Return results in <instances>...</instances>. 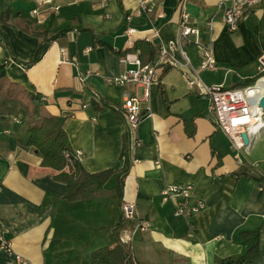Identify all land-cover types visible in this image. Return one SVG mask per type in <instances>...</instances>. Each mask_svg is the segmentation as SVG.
I'll return each mask as SVG.
<instances>
[{"label":"crops","instance_id":"crops-1","mask_svg":"<svg viewBox=\"0 0 264 264\" xmlns=\"http://www.w3.org/2000/svg\"><path fill=\"white\" fill-rule=\"evenodd\" d=\"M147 1L154 5L151 13H138V0H53L58 12H45L38 22L30 14L38 0H0V17L11 9L12 21L18 14L42 24L54 15L59 25L82 27L57 37L27 67L23 63L39 51L41 39L0 26L11 44L8 49L0 39V64L7 63L0 83V222L10 244L8 251L0 250V264H58L65 252L75 253L78 264H93V252L119 241L133 249L140 264H221L240 255V233L257 228L261 256L252 264H264V188L257 180L264 178V126L249 135L248 145L235 148L215 125L210 97L188 83L194 77L209 87L238 88L260 74L264 2L249 7L230 31L222 12L230 0ZM182 11L211 45L215 70L201 68L198 45L183 44L190 64L174 50L179 64L165 67L148 95L143 86L107 82L128 70L121 56L138 52L149 63L159 57L154 46L179 40ZM128 28L135 32L128 34ZM127 94L142 99L147 113L135 130L121 109ZM37 105L42 115L65 119L67 145L82 153L86 171L114 169L93 199L66 200L67 185L55 178L59 172L43 166L35 148L24 146L27 115ZM244 173L251 176L238 177ZM181 184L193 185V199L206 204L190 218L193 229L175 215L174 201L162 199L166 187ZM123 203L136 205L139 217L149 222L147 231L123 219Z\"/></svg>","mask_w":264,"mask_h":264},{"label":"built area","instance_id":"built-area-1","mask_svg":"<svg viewBox=\"0 0 264 264\" xmlns=\"http://www.w3.org/2000/svg\"><path fill=\"white\" fill-rule=\"evenodd\" d=\"M140 12L151 13L154 5L147 0H138ZM264 0H230L229 5L224 8L223 22L230 31L237 30L239 23L246 10ZM53 0H38V7L30 11L31 16L36 17L38 22H43L41 17L45 12H58L59 6L52 5ZM132 19V15L127 16V21ZM213 22L208 23L209 30L212 29ZM135 29L128 28L127 33L132 34ZM156 35H158V32ZM201 31L199 28L191 25L189 13L182 11L180 21V38L177 41H171L160 45L159 57L149 63H144L138 52L127 53L120 57L123 64L128 65V70L120 77L109 78L107 82L124 87L128 84L143 86L147 95L151 86L160 81L162 70L167 66H177L178 60L173 55V51L179 49L181 56L185 60V65L190 64L187 52L183 49V44H196L200 47L201 68L215 70L217 61L213 54L210 44L204 43L200 39ZM91 48H88L89 52ZM260 73L264 72V54L259 57ZM264 78L260 77L253 85L226 88L223 86L209 87L201 80L194 77H188V83L191 88H197L200 92L207 94L211 100V110L215 116V125L219 127L232 141L235 148L242 149L246 145L242 137L243 133L248 136L264 126V109L260 106V99L264 94L255 89V86ZM123 104L121 109L124 111L131 130L137 129L139 123L147 115L142 109V99L137 96H130ZM95 100H99L97 94ZM86 106V105H85ZM80 151H67L65 157L69 166H72L75 159L81 158ZM193 185H171L162 191L163 201H174L175 215L183 216L191 229L193 224L190 218L202 211L206 204L202 199H193ZM121 214L125 221L134 222L135 230L147 231L149 222L139 217L136 205L134 203H123L121 205ZM5 229L0 222V250L8 251L10 249L9 241L5 238ZM131 239L128 235L122 238L126 243Z\"/></svg>","mask_w":264,"mask_h":264},{"label":"trees","instance_id":"trees-1","mask_svg":"<svg viewBox=\"0 0 264 264\" xmlns=\"http://www.w3.org/2000/svg\"><path fill=\"white\" fill-rule=\"evenodd\" d=\"M1 24L12 26L14 29H22L41 39L39 51L31 58L30 61L23 63L25 66H31L40 60L42 55L49 48L51 42L57 37L73 30L82 28L74 24H57L55 16H50L44 23H34L27 20L19 19L18 14L12 21V10L4 11L0 17ZM0 36L2 44L8 49L11 48L9 37L1 30ZM98 44H105L99 41ZM160 53V47L154 46ZM122 54V53H120ZM157 55V56H158ZM156 57L154 58V60ZM7 63L0 64V83L5 80L7 72ZM166 69V68H165ZM264 72L257 77L247 79L240 87L253 85ZM97 106V104H95ZM28 112L25 111V115ZM27 131L25 133L24 146L35 148L42 156V164L45 167L57 170L59 174L55 176L67 185V191L64 198L68 201L90 200L95 197L97 192L103 188L105 183L114 174V169L110 168L101 172L90 173L85 170L79 159H75L72 166H69L65 153L71 151L68 147V136L64 128L65 119L62 116H45L42 115L37 106L27 115ZM2 127L0 126V129ZM125 159L126 168L129 166L128 153L125 149L122 153ZM240 176H251L247 173ZM254 178H257L253 176ZM264 188V178H257ZM123 183L118 182L117 191L122 193ZM121 227L119 224L116 228ZM242 251L237 258H226L221 264H252L261 256V234L260 229L242 231L240 233ZM93 264H140L134 255L130 246H125L120 241L113 247H104L93 252L91 257ZM79 257L73 252H65L58 256V264H78Z\"/></svg>","mask_w":264,"mask_h":264},{"label":"water","instance_id":"water-1","mask_svg":"<svg viewBox=\"0 0 264 264\" xmlns=\"http://www.w3.org/2000/svg\"><path fill=\"white\" fill-rule=\"evenodd\" d=\"M0 39H1V37H0ZM260 106L264 109V96H262V98L260 99ZM241 138H243L245 145L249 144V138L250 137L248 136L247 133H243Z\"/></svg>","mask_w":264,"mask_h":264},{"label":"bare ground","instance_id":"bare-ground-1","mask_svg":"<svg viewBox=\"0 0 264 264\" xmlns=\"http://www.w3.org/2000/svg\"><path fill=\"white\" fill-rule=\"evenodd\" d=\"M255 89L257 91H260L262 94H264V83H262V81H259V83L255 86Z\"/></svg>","mask_w":264,"mask_h":264}]
</instances>
